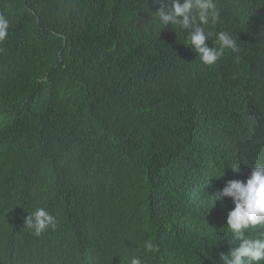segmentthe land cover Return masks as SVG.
Masks as SVG:
<instances>
[{
  "label": "trees",
  "instance_id": "1",
  "mask_svg": "<svg viewBox=\"0 0 264 264\" xmlns=\"http://www.w3.org/2000/svg\"><path fill=\"white\" fill-rule=\"evenodd\" d=\"M218 6L209 30L228 32L240 51L207 66L185 34L144 10L146 0H0L9 20L0 42V213L12 224L7 238L28 239L29 264H124L139 252L159 264L198 225L181 212V190L205 200L207 182L264 165V0ZM38 207L57 221L40 236L24 226ZM224 219L205 231L219 235ZM127 235L156 251H135ZM36 237L57 250L34 252ZM0 253L6 264L20 254L2 245Z\"/></svg>",
  "mask_w": 264,
  "mask_h": 264
},
{
  "label": "clouds",
  "instance_id": "2",
  "mask_svg": "<svg viewBox=\"0 0 264 264\" xmlns=\"http://www.w3.org/2000/svg\"><path fill=\"white\" fill-rule=\"evenodd\" d=\"M152 2L159 6L158 10L151 13L147 0L144 10L150 12L162 28L171 25L176 32L185 34L184 44L197 54V59L202 64L215 65L226 50L234 53L240 51L236 39L228 32L209 30L220 20L221 9L218 0H152ZM8 29L9 20L0 15V42L7 38ZM208 41H211V46ZM231 169L239 172V164L234 163ZM249 170L251 174L246 181L226 180L222 189L207 197L213 201V206L228 203V200L231 205L223 214L216 208L217 213L227 218L226 226L231 234V250L220 257L223 264H260L264 261V231L256 238L247 234L249 230H264V165H256ZM242 177L245 178V174ZM214 211L211 209V212ZM24 226L34 235L40 236L49 227L54 230L57 221L45 208L38 207L28 212L24 218ZM144 248L147 252L156 251L150 240L144 242ZM127 264H144V260L140 256H133Z\"/></svg>",
  "mask_w": 264,
  "mask_h": 264
},
{
  "label": "water",
  "instance_id": "3",
  "mask_svg": "<svg viewBox=\"0 0 264 264\" xmlns=\"http://www.w3.org/2000/svg\"><path fill=\"white\" fill-rule=\"evenodd\" d=\"M251 174V173H250ZM249 172H247L245 174V178L243 177H237V176H234V177H231V180H241V181H246V179L248 178V176L250 175ZM228 181V180H227ZM225 183H226V180H222L221 178H217V180L215 182H212V181H209L207 182L206 184V187L209 188L205 193L208 194V196H206L205 200H203L204 202H207L210 206H211V209L213 210L214 207H216L222 214L225 213V211H228V209L231 207L230 203H229V200H228V203H224V204H218V205H214L213 206V201L210 199V198H207V197H210L211 195H214L216 191L222 189V187L225 186ZM184 190V189H183ZM183 190H181V192H184ZM193 193V192H191ZM231 199V198H230ZM210 200V201H208ZM232 201V200H231ZM189 207V206H188ZM215 210L214 212H210L211 216H208V217H217L218 215H220L219 213H217L218 210ZM181 212L184 213L187 218L189 219V217L191 216H194L196 217V221H193V219H191L194 223H198V225H194L192 227H187L184 229V231L182 232H186V233H189L191 234V230L196 227V226H201L202 225V222H203V217L199 214H194L192 211L188 210L187 208H185V205L182 207L181 209ZM218 214V215H216ZM209 215V214H208ZM224 219V223L223 224H220L218 226H216V230H220V234L219 235H216L214 234V236H212L214 238V242L215 241H219V239H222L221 242H222V245L221 247H213V244H211V247H212V252H209V253H200L196 259V262L195 264H223V261L221 260V254H228L231 250V244H230V238H231V234H228L227 231V226H226V217L221 215ZM204 217H207V216H204ZM190 224L189 221H186V225ZM205 224V222H204ZM225 230V234L223 235V231ZM249 235V232L247 233ZM255 236V232L253 234V237ZM146 239H143V242H145ZM184 241V240H182ZM189 241V239H188ZM139 243H134L132 245V249H134L135 251H138V248H141L140 245H138ZM178 244H181L178 243V241L175 242V246L171 247V248H168L166 250V254L169 253V252H172V250H174L172 253H171V262L173 263L174 262V256H173V253L176 252L178 253L181 248L184 250L185 253L182 254L183 258H186L187 255H186V252H189L190 253V250H188V248H185V247H182L181 245H178ZM193 246V244H192ZM195 248H197V251L196 252H200L202 251L203 249H201L199 246H193ZM18 255V256H17ZM16 256L19 257L20 254H17ZM15 255H12V258H16ZM133 256H137L136 254H132L129 258L133 257ZM189 258V257H188ZM156 261H158L159 264H161L163 262V260L161 259H156ZM28 262V261H27ZM65 264V263H64ZM90 264V263H89ZM127 264V263H125ZM260 264H264V261H261Z\"/></svg>",
  "mask_w": 264,
  "mask_h": 264
},
{
  "label": "rangeland",
  "instance_id": "4",
  "mask_svg": "<svg viewBox=\"0 0 264 264\" xmlns=\"http://www.w3.org/2000/svg\"><path fill=\"white\" fill-rule=\"evenodd\" d=\"M159 153H161L165 158H167L168 160V156L169 153L166 152L165 150H161ZM139 178L138 176H134ZM149 183L151 185H158L159 182L158 181H154V180H148ZM184 192H181L180 198H179V202L181 204V206L183 207L185 205V208H187L188 210L192 211L194 214H199L203 217V222L201 227L204 229V235L200 236V237H194L192 234L187 233L188 238L187 239H195L196 241H187V242H181V246L188 248V250H190L189 252H186L187 257L183 258L182 254L185 253L184 250L181 248V250L176 253H173L174 256V262H171V253L174 251L172 250V252L169 253H164L161 256H159L157 259H161L163 260V262L161 264H186L185 261L186 260H191L192 262L190 264H195L198 255L202 252L204 253H209L212 252V247L211 245L207 242L208 239L211 238V236H214L213 232H209L207 233L205 231V227L212 222L213 217H208L211 216L210 212H211V206L207 203L204 202L203 200H201L199 197H197L196 195L192 194L191 191L190 193L187 192V190H183ZM189 206V207H188ZM209 214V215H208ZM207 216V217H204ZM205 222V224H204ZM251 230H249L250 232ZM156 234L160 237H163L165 235L166 232V226H162L159 227L155 230ZM228 234H230L229 230L227 229ZM251 233V232H250ZM249 233V235H250ZM225 234V230L223 231V235ZM128 236V235H127ZM133 243H139L138 245L143 246L144 247V243L140 242L138 239H136L133 236H128ZM203 239V242L200 243V241ZM199 246L201 249H203L200 252H196L197 248L192 246ZM154 245V244H153ZM154 247L156 248V246L154 245ZM145 249V248H144ZM138 255V254H136ZM189 257V258H188ZM129 258V257H128ZM146 260V259H145ZM126 263V262H125ZM160 263V262H159Z\"/></svg>",
  "mask_w": 264,
  "mask_h": 264
},
{
  "label": "bare ground",
  "instance_id": "5",
  "mask_svg": "<svg viewBox=\"0 0 264 264\" xmlns=\"http://www.w3.org/2000/svg\"><path fill=\"white\" fill-rule=\"evenodd\" d=\"M249 11H251V10H249ZM249 11H247V12H249ZM234 144V143H233ZM261 163H262V161H261ZM251 167H255L254 166V162L253 161H251V163H250V169H251ZM214 210H216V207H214L213 208V211ZM216 215H218V214H216ZM0 218L2 219V221H0V229H2L3 231H0V245H2V246H4L9 252H10V255H12V251H13V249H16V250H18L19 252H20V255H19V257H17L16 255V258H15V260H14V264H29L30 262H27L28 261V257L30 256V253H32L33 252V250H32V248L31 247H29L28 245H27V241H28V239L27 240H25V241H18V242H14L12 239H10V238H7L6 236H5V231H4V228L5 227H8V226H11L12 224L9 222V221H6V220H4L3 221V219H4V216H3V214L2 213H0ZM13 224H15V222H12ZM261 231L263 232V229H261ZM250 232H253L252 233V236H251V234H250V236L253 238V234H254V230H251ZM249 232V233H250ZM36 240H38L42 245H40L39 244V247L38 248H34V252H44V251H46L48 248L49 249H53L54 251H56L57 250V245H59V244H56V245H53V244H51V242L49 241V238H37L36 237ZM34 254V253H33ZM95 253H94V251H91L89 254H87L88 256H93ZM140 256H141V258H143V259H146L147 257H148V253H146V252H139L138 253ZM129 260H130V258H129ZM127 263V262H126ZM0 264H6V262L4 261V259L2 258V255H1V253H0ZM70 264H79L78 262H76V261H73V262H71ZM104 264H108L107 262H105ZM125 264V263H124ZM144 264H153V261H152V263H149V261H147V260H144Z\"/></svg>",
  "mask_w": 264,
  "mask_h": 264
}]
</instances>
